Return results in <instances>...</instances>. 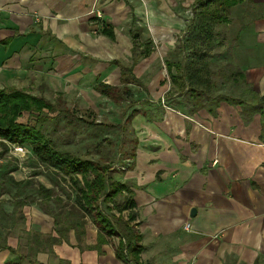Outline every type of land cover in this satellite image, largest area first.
<instances>
[{
  "label": "crops",
  "instance_id": "0c3cea01",
  "mask_svg": "<svg viewBox=\"0 0 264 264\" xmlns=\"http://www.w3.org/2000/svg\"><path fill=\"white\" fill-rule=\"evenodd\" d=\"M186 1L0 0V90L55 99L97 92L101 83L122 87L121 68L112 63L133 62L132 32H140L136 42L151 43L152 53L135 65L133 107L123 102L124 122L140 111L131 121L135 155L124 156L116 175L133 185L143 247L138 264H264V120L227 102L214 115L175 103L188 88L173 78L175 49L190 22ZM251 3L257 14L244 27L252 33L240 40V27L231 59L264 96V0ZM160 58L165 69L158 71ZM28 214V231L58 236L53 217L39 209ZM83 239L79 246L70 231L68 242L39 253L37 264H126L116 254L120 238L98 245V229L89 223ZM8 243L18 248L17 239ZM0 264L33 263L4 250Z\"/></svg>",
  "mask_w": 264,
  "mask_h": 264
},
{
  "label": "trees",
  "instance_id": "16d2710c",
  "mask_svg": "<svg viewBox=\"0 0 264 264\" xmlns=\"http://www.w3.org/2000/svg\"><path fill=\"white\" fill-rule=\"evenodd\" d=\"M247 1L196 0L194 3L189 25L175 49L181 58L174 65L177 75L173 77L178 87L179 81L184 89L188 84L175 103L189 113L205 109L214 115L219 104L227 102L240 105L245 116L260 114L264 120V96L252 90L244 70L232 61L231 45L227 44L223 30L231 23L232 10ZM102 32L112 35L106 28ZM140 35L138 31L132 32L133 62L112 63L121 68L123 86L103 83L96 86L97 92L116 104L127 101L133 107L135 103L131 101L133 91L129 88L130 84L139 83L134 76L135 65L152 53L151 43L142 47L136 42ZM166 65L170 74L173 65ZM139 113L132 110L121 125L99 124L94 120L97 117L93 110L71 106L63 95L51 100L16 88L0 90V162H6L0 164V195L11 200L9 204L0 203V252L9 250L20 261L37 264L39 253H52L54 246L68 242L72 230L80 246L84 243L86 226L92 223L98 229V245L106 243L107 238L118 237L117 257L126 264H138L143 247L135 224L133 185L117 180L116 175L123 171L114 168L113 152L109 151L106 158L80 157L59 146L57 139L59 130L68 132L77 124L103 126L118 131L120 151L125 158L133 159L137 140L131 121ZM25 116L27 120L20 121ZM12 145L26 148L39 166L53 173L56 189L35 182L33 177L16 180L14 173L19 168L6 160ZM38 175L39 172L34 173L35 177ZM34 203L54 218L58 236L24 230L18 248H11L8 243L11 231L27 223L24 209ZM125 212L127 219L123 217Z\"/></svg>",
  "mask_w": 264,
  "mask_h": 264
},
{
  "label": "rangeland",
  "instance_id": "374dc122",
  "mask_svg": "<svg viewBox=\"0 0 264 264\" xmlns=\"http://www.w3.org/2000/svg\"><path fill=\"white\" fill-rule=\"evenodd\" d=\"M144 0H140L143 2ZM193 0H187L186 5L184 4L185 16L187 19H191L192 11H193ZM255 8L251 1H247L243 5H239L235 7L231 14V23L224 27L223 30L226 32L227 44L233 45L238 39L236 37V32L239 31L240 27L246 25L252 18H255L256 15ZM98 16L102 17V13H98ZM248 27V26H247ZM246 26L240 33V40H244L250 38V34L252 33L251 27L247 28ZM249 40V39H248ZM259 49H263L260 47ZM179 58H181L179 56ZM166 60V59H165ZM165 63L162 61V58L158 61V71L165 69ZM49 99H53V96H48ZM69 105L75 106L78 108H91L95 112L97 118L94 120L97 123L101 124H123L125 120L124 108L126 107V103H122L121 105H117L109 100L107 97L98 94L97 92H89L83 93L82 95H69L66 97ZM27 116L20 118V121H26ZM69 132V133H68ZM68 132L60 131L58 132V145L64 148L65 150L72 151L76 155L85 158H106L107 153L109 151L113 152V166L115 169L121 170L120 167H123L122 161L124 159V155L120 151L119 143L120 138L118 137V131H109L103 126H89L84 124H77L75 129H72ZM55 136V135H54ZM57 137V135L55 136ZM14 147L11 146L9 153L7 154L6 160L11 165H17L18 171L14 173V177L18 181L28 180L29 178H34L35 182L43 184L47 188H55V184L53 179L55 177L52 175L50 171L39 166L33 159L28 151L25 155L16 154ZM5 161H1L0 164H3ZM6 163V162H5ZM35 172H39L38 176H34ZM11 200L8 196L2 197L0 195V203L9 204ZM40 210L41 208L37 205V203L31 204L25 207V214L30 213V210ZM41 211V210H40ZM44 213V212H42ZM29 215V214H28ZM28 231L27 223L25 225H19L14 230L11 231L9 239H17L20 242V235L22 231ZM18 243V244H19Z\"/></svg>",
  "mask_w": 264,
  "mask_h": 264
},
{
  "label": "built area",
  "instance_id": "2783aa9c",
  "mask_svg": "<svg viewBox=\"0 0 264 264\" xmlns=\"http://www.w3.org/2000/svg\"><path fill=\"white\" fill-rule=\"evenodd\" d=\"M161 103H162L163 105H166V100H165V98H162V99H161ZM14 150H15L16 154H19V155H25V154L28 153V150H27L26 148H24V147H20V146L14 147ZM120 169L123 170L122 167H120ZM185 230L190 231V230H191V224H186V225H185Z\"/></svg>",
  "mask_w": 264,
  "mask_h": 264
},
{
  "label": "water",
  "instance_id": "95a60500",
  "mask_svg": "<svg viewBox=\"0 0 264 264\" xmlns=\"http://www.w3.org/2000/svg\"><path fill=\"white\" fill-rule=\"evenodd\" d=\"M192 213L194 214L195 213V210H193Z\"/></svg>",
  "mask_w": 264,
  "mask_h": 264
}]
</instances>
